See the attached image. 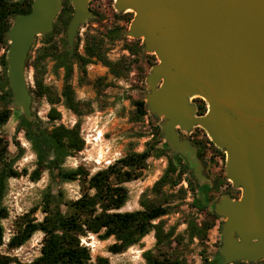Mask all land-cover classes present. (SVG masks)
Instances as JSON below:
<instances>
[{"label": "rangeland", "instance_id": "374dc122", "mask_svg": "<svg viewBox=\"0 0 264 264\" xmlns=\"http://www.w3.org/2000/svg\"><path fill=\"white\" fill-rule=\"evenodd\" d=\"M64 2L66 0H62L61 8ZM67 2L72 7L71 1L67 0ZM88 7L91 15L80 23L72 45L67 43L66 27L56 25L58 14L48 33L35 36L27 55L29 59L25 68L26 81L32 95V118L43 129H49L53 124L60 122L69 127L79 122L84 146L81 150L67 156L62 165L66 168L82 165L89 174L106 167L130 151H141L147 146H152L154 151L163 149L161 155L150 156L147 159L140 175L122 183L128 190V199L118 210L142 208L140 204L142 195L148 199L166 200L170 206L169 212L152 222H161L163 231L171 230L172 234L170 240L157 247L166 251L172 258H177L182 264H224L218 253L223 217L214 211L213 205L224 194L237 198L241 195V189L234 187L225 176V152L210 140L205 129L199 125L193 126L188 131L178 129L180 137L188 138L197 148L196 155L201 162V172L206 179L199 181L193 175L190 163L184 155L177 153L173 155L169 150L161 132L162 117L150 113L146 106L147 112L142 118H135L134 101L137 99L145 101V94L148 92L145 78L158 59L154 52L144 50L141 37L127 34L134 15L131 9L117 10L114 0H89ZM87 34L101 36L105 41L107 58L111 61L125 59L129 66L128 70L122 75H115L110 72L107 65L94 58L92 62L85 65V70H82L76 53L83 54ZM49 39L55 43L56 52H64L66 61L72 62L70 83L77 99L90 102L91 110L88 113L78 117L72 110L65 107L62 98L51 103L45 95L36 94L34 68L31 62L37 55V49L47 44ZM5 40L6 46L0 47V54L5 53L6 61V50L9 44L6 34ZM56 62V58L46 57L43 61L45 70L42 75L43 83L49 87L54 96L60 93L64 71L63 67L56 68ZM3 72L7 77V63L5 67L0 64V74ZM198 99L203 100L206 106L202 97L193 95L190 101L196 105V114H199ZM8 106L11 109L10 116L4 124H0V135L8 140L9 157H14L18 153V144L23 147V152L14 165L17 169L26 168L30 172L36 166V156L23 130H17L18 119L23 115L22 111L15 108L11 101ZM52 106L60 113V117L54 120H50L48 116ZM98 130L101 136L97 138ZM199 150H201L200 154H198ZM170 160L174 164L185 167V172L178 184L163 187L166 197L162 199L153 192L152 185L164 172ZM188 180L191 181L192 186L188 184ZM179 187L185 190H180ZM81 191L79 179L61 181L48 170H44L36 181H32L28 174L8 179V188L1 200V204L7 208V216L1 219L4 232L0 253L12 259L9 264H27L40 254L43 233L39 230L17 247H10L8 241L27 218L34 221L43 218L45 213L42 211V206L46 194L49 193L52 204L59 203L64 208L63 201L78 198ZM209 211H214L217 215L214 224L206 230L202 239L198 236L189 237L190 222L200 225L208 217ZM114 240L112 235L101 239L92 232H87L80 237V242L89 248L92 262H96L97 257H104L108 264H147L142 252L149 248H152L154 252L157 251L154 229L123 252L108 251V245ZM259 261L260 259L244 262L259 264ZM229 264L245 263L235 261Z\"/></svg>", "mask_w": 264, "mask_h": 264}, {"label": "water", "instance_id": "95a60500", "mask_svg": "<svg viewBox=\"0 0 264 264\" xmlns=\"http://www.w3.org/2000/svg\"><path fill=\"white\" fill-rule=\"evenodd\" d=\"M66 40L91 15L89 0H70ZM62 0H32L14 14L6 32L7 81L12 105L32 120L26 58L38 34L48 33ZM119 11L134 13L127 34L141 37L158 61L145 81V104L163 118L168 147L195 166L205 181L197 148L179 130L199 125L225 152V176L241 189L214 202L223 217L218 250L224 264L264 258V0H114ZM193 95L206 110L196 114ZM179 129V130H178Z\"/></svg>", "mask_w": 264, "mask_h": 264}, {"label": "trees", "instance_id": "16d2710c", "mask_svg": "<svg viewBox=\"0 0 264 264\" xmlns=\"http://www.w3.org/2000/svg\"><path fill=\"white\" fill-rule=\"evenodd\" d=\"M32 0H0V47L6 46L5 34L12 23L14 14L30 10ZM72 14V7L64 2L56 19V25L67 27ZM105 41L101 36L87 34L84 41L83 54L76 53L80 68L85 70V65L92 62L93 58L101 61L109 67L115 75L124 74L129 66L125 59L111 61L105 53ZM57 48L50 39L47 44L37 49V55L31 64L34 68V82L36 94L45 95L51 103L62 98L65 107L72 110L78 117L91 110V104L76 98L75 91L70 83L72 76V62L66 61L63 52H56ZM56 58V68L63 67V83L59 95H55L49 87L43 83V61L46 57ZM29 59V56L26 59ZM0 64L5 67V53L0 54ZM11 91L8 87L5 72L0 74V124H4L11 109L8 103L11 101ZM136 107L135 118L139 119L147 112L145 101H134ZM198 113L205 111L203 100L198 99ZM50 120L60 117L59 111L52 106L48 111ZM17 130H23L25 138L36 156V166L28 172L26 168L17 169L14 162L23 152L19 144L18 153L14 157L8 156V140L0 135V245L3 243L4 228L1 219L7 216V208L1 204V200L8 188V179L28 174L32 181L40 178L44 170L58 177L61 181L79 179L82 186L81 195L76 199L63 201L64 208L59 203L52 204L49 193L46 194L42 211L45 213L41 220L27 218L18 231L8 241L10 247H17L24 243L35 231L43 233L40 254L27 264H108L104 257H97L96 262L90 261L89 248L80 242V237L87 232L96 233L99 238L105 239L114 236V241L108 245V251L119 253L129 246L136 244L150 230L154 229L157 251L152 248L142 252L147 264H182L177 258H172L166 251L159 247L165 241L170 240L172 231L164 232L161 222H152L170 210L166 200L160 198L148 199L141 196L139 209L118 210L128 199V190L122 184L124 181L136 178L145 167L150 156H159L163 149L153 150L147 146L141 151H130L117 158L111 164L98 169L92 174L82 165L66 168L62 164L67 156L81 150L84 139L80 135L79 122L71 127L63 123L53 124L49 129H43L35 119L29 120L21 115L18 119ZM201 146V145H200ZM169 150L174 155L175 151ZM198 151V154H200ZM178 154V153H177ZM185 167L169 161L164 172L152 185L153 192L165 199L166 192L163 187L175 186L180 182ZM193 173V172H192ZM194 175V174H193ZM188 184L192 186L191 181ZM180 190H185L179 187ZM208 217L200 225L190 222L188 226L189 237L198 236L200 239L206 230L213 224L217 215L214 211L207 213ZM11 258L0 253V264H9ZM247 264L244 261H240ZM259 264H264L260 259Z\"/></svg>", "mask_w": 264, "mask_h": 264}, {"label": "flooded vegetation", "instance_id": "af4514ba", "mask_svg": "<svg viewBox=\"0 0 264 264\" xmlns=\"http://www.w3.org/2000/svg\"><path fill=\"white\" fill-rule=\"evenodd\" d=\"M199 149V148H198ZM190 168H191V170L194 172L195 171V166H194V164L193 163H191L190 164ZM239 189V188H238ZM230 198H232V199H236L237 197H230ZM262 260H264V258H262Z\"/></svg>", "mask_w": 264, "mask_h": 264}, {"label": "bare ground", "instance_id": "6f19581e", "mask_svg": "<svg viewBox=\"0 0 264 264\" xmlns=\"http://www.w3.org/2000/svg\"><path fill=\"white\" fill-rule=\"evenodd\" d=\"M100 136H101V132H100V130H98V131H97V136H96V137L98 138V137H100Z\"/></svg>", "mask_w": 264, "mask_h": 264}]
</instances>
